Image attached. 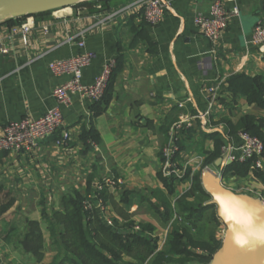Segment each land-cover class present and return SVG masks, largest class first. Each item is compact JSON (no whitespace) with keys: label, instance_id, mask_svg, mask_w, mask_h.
<instances>
[{"label":"crops","instance_id":"0c3cea01","mask_svg":"<svg viewBox=\"0 0 264 264\" xmlns=\"http://www.w3.org/2000/svg\"><path fill=\"white\" fill-rule=\"evenodd\" d=\"M136 1L88 0L0 21V133L9 121L38 118L55 106L51 93L63 77L49 63L82 51L78 41L93 55L84 84L114 63L102 102L73 94L68 106H59L60 129L26 151L0 150V264H54L62 253L51 228L75 192L106 225L151 238L155 251L178 218L177 201L191 200L193 176L206 167L217 170L227 188L264 201V149L259 166L252 162L245 174L227 172L231 162L219 151L239 143L244 130L264 142V106L228 88L236 74L264 77V51L250 43L254 25H264V0H221L238 14L216 42L193 20L213 0H163L156 25L137 9L103 19ZM23 23L32 25L24 39L13 33ZM212 98L209 113L199 116ZM63 129L69 136L57 143ZM86 129L94 139L83 138ZM107 178L121 183L106 186Z\"/></svg>","mask_w":264,"mask_h":264},{"label":"trees","instance_id":"16d2710c","mask_svg":"<svg viewBox=\"0 0 264 264\" xmlns=\"http://www.w3.org/2000/svg\"><path fill=\"white\" fill-rule=\"evenodd\" d=\"M228 88L245 96L249 102L264 106L263 76L233 75ZM106 93L107 88L96 105L102 102ZM245 132L257 136L252 130ZM82 136L94 139L91 129L84 130ZM252 162L254 158L231 162L225 170L245 174ZM199 175L200 172L193 176L191 200L184 196L177 201L178 218L174 219L164 246L157 251L156 242L151 238L124 232L120 226L106 225L96 212H89L83 205V196L73 193L66 199L70 209L60 213L59 222L51 228L54 244L62 253L54 264H122L123 256L130 257L131 264H208L221 237L214 234L219 220L214 207L206 204L209 195L202 189Z\"/></svg>","mask_w":264,"mask_h":264},{"label":"built area","instance_id":"2783aa9c","mask_svg":"<svg viewBox=\"0 0 264 264\" xmlns=\"http://www.w3.org/2000/svg\"><path fill=\"white\" fill-rule=\"evenodd\" d=\"M166 2L163 0H138L124 5H120L107 13L104 20H109L125 12L137 9L141 12L142 19L150 24H158L163 17ZM133 12V11H132ZM238 14L237 7L226 10L221 0H213L207 13L196 12L194 15V25L198 32L210 42H216L227 28L230 17ZM30 23H23L19 26V31L13 30V33H20L24 39L31 29ZM25 41V40H24ZM250 43L264 51V25L258 21L251 32ZM78 47L82 50L76 55L58 58L49 63V68L53 74L63 77V80L53 89L52 96L55 100V106L47 110L38 118L22 117L6 123L0 133V150L21 152L26 151L35 145L40 139H43L61 128L63 119L59 106H68L70 96L77 94L80 97H86L92 102L99 101L107 88L108 81L114 67L113 61L107 62L101 71L95 76L91 84L82 82L83 70L90 64L92 53L84 50V42L78 41ZM1 52L6 53L7 48L2 47ZM207 91L216 94L217 88L210 87ZM213 103V98L207 105L206 110L199 116L209 113ZM69 136L68 130L63 129L61 135L57 138V143H64ZM240 142L237 144L224 143L220 147L221 156L230 162H243L254 158V164L259 166L260 157L264 149L263 142L257 136L248 132H239ZM172 164L167 163V167ZM213 174L219 175L217 170L209 169ZM115 183H121V179L107 178L104 185L111 186ZM101 189L102 185H98ZM87 209L91 208V201H84ZM223 234V233H222ZM222 237V235H221Z\"/></svg>","mask_w":264,"mask_h":264},{"label":"water","instance_id":"95a60500","mask_svg":"<svg viewBox=\"0 0 264 264\" xmlns=\"http://www.w3.org/2000/svg\"><path fill=\"white\" fill-rule=\"evenodd\" d=\"M88 0H0V21L32 15ZM202 189L209 195L217 218L224 226L219 247L208 264H264V245L255 244L253 233L264 224V201L248 193H237L223 185L220 175L208 169L200 172ZM237 239H247L241 247Z\"/></svg>","mask_w":264,"mask_h":264},{"label":"clouds","instance_id":"9594fccd","mask_svg":"<svg viewBox=\"0 0 264 264\" xmlns=\"http://www.w3.org/2000/svg\"><path fill=\"white\" fill-rule=\"evenodd\" d=\"M252 235H253L255 244L264 245V224L258 225L256 227L255 232ZM236 243L239 246L244 247L248 245L249 241L247 239H237Z\"/></svg>","mask_w":264,"mask_h":264},{"label":"rangeland","instance_id":"374dc122","mask_svg":"<svg viewBox=\"0 0 264 264\" xmlns=\"http://www.w3.org/2000/svg\"><path fill=\"white\" fill-rule=\"evenodd\" d=\"M207 213H209V212H207ZM175 217V216H174ZM174 219V218H173ZM132 262H129V264H131Z\"/></svg>","mask_w":264,"mask_h":264}]
</instances>
